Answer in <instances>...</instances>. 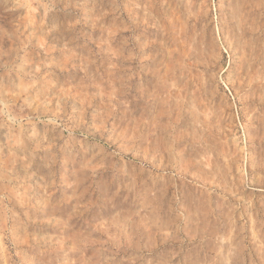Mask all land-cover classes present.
Masks as SVG:
<instances>
[{
    "label": "rangeland",
    "instance_id": "rangeland-1",
    "mask_svg": "<svg viewBox=\"0 0 264 264\" xmlns=\"http://www.w3.org/2000/svg\"><path fill=\"white\" fill-rule=\"evenodd\" d=\"M0 264H264V0H0Z\"/></svg>",
    "mask_w": 264,
    "mask_h": 264
}]
</instances>
